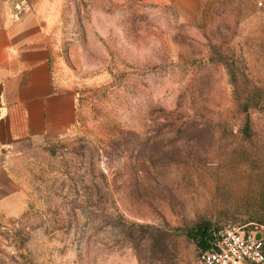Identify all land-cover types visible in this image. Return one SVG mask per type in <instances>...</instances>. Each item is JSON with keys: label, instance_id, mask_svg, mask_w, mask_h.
<instances>
[{"label": "rangeland", "instance_id": "rangeland-1", "mask_svg": "<svg viewBox=\"0 0 264 264\" xmlns=\"http://www.w3.org/2000/svg\"><path fill=\"white\" fill-rule=\"evenodd\" d=\"M21 12L76 120L12 164L0 264H198L203 231L264 235V0H0V25Z\"/></svg>", "mask_w": 264, "mask_h": 264}, {"label": "crops", "instance_id": "crops-1", "mask_svg": "<svg viewBox=\"0 0 264 264\" xmlns=\"http://www.w3.org/2000/svg\"><path fill=\"white\" fill-rule=\"evenodd\" d=\"M22 13L0 25V215L21 192L12 164L66 136L76 120L75 96L54 77L42 23Z\"/></svg>", "mask_w": 264, "mask_h": 264}, {"label": "built area", "instance_id": "built-area-1", "mask_svg": "<svg viewBox=\"0 0 264 264\" xmlns=\"http://www.w3.org/2000/svg\"><path fill=\"white\" fill-rule=\"evenodd\" d=\"M261 235L260 239L257 236ZM260 264L264 263V235H246L239 229L222 232L216 248L202 252L198 264Z\"/></svg>", "mask_w": 264, "mask_h": 264}, {"label": "trees", "instance_id": "trees-1", "mask_svg": "<svg viewBox=\"0 0 264 264\" xmlns=\"http://www.w3.org/2000/svg\"><path fill=\"white\" fill-rule=\"evenodd\" d=\"M220 237L218 239H215L213 231L211 232L206 230L201 232L198 242L200 244V248L203 250L202 252L210 251L216 248V245L219 242Z\"/></svg>", "mask_w": 264, "mask_h": 264}, {"label": "water", "instance_id": "water-1", "mask_svg": "<svg viewBox=\"0 0 264 264\" xmlns=\"http://www.w3.org/2000/svg\"><path fill=\"white\" fill-rule=\"evenodd\" d=\"M260 238H261V235H258V236H257V239H260Z\"/></svg>", "mask_w": 264, "mask_h": 264}]
</instances>
